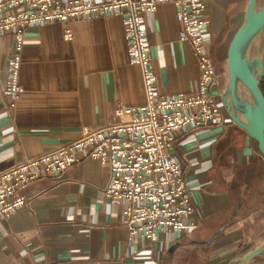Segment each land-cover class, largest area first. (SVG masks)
I'll list each match as a JSON object with an SVG mask.
<instances>
[{"label": "crops", "instance_id": "crops-1", "mask_svg": "<svg viewBox=\"0 0 264 264\" xmlns=\"http://www.w3.org/2000/svg\"><path fill=\"white\" fill-rule=\"evenodd\" d=\"M207 3L208 51L219 69L212 92L224 94L227 50L249 0ZM144 20L158 93L194 92L200 70L192 48L180 40L176 6L161 4ZM67 26L72 40H65ZM125 31L120 15L27 28L20 75L25 92L15 108L2 91L14 37L0 34V171L72 143L86 127L108 125L120 104L147 103ZM224 113L222 125L178 132L171 149L195 206L188 233L162 230L150 242L131 239L123 206L104 195L109 168L84 158L29 185L30 204L0 219V264H238L264 245V157L226 107Z\"/></svg>", "mask_w": 264, "mask_h": 264}, {"label": "built area", "instance_id": "built-area-1", "mask_svg": "<svg viewBox=\"0 0 264 264\" xmlns=\"http://www.w3.org/2000/svg\"><path fill=\"white\" fill-rule=\"evenodd\" d=\"M164 3L176 6L180 40L192 48L200 70L197 89L173 97L158 93L144 20L145 14L155 13ZM207 11V0H0V34L14 37L2 88L11 107L18 105L25 92L20 75L27 28L108 15L123 17L130 58L141 68L147 96L144 106L120 104L108 125L86 127L72 143L0 171V219L30 204L24 194L29 185L91 158L110 170L104 195L123 206L131 239L150 242L162 230H191L195 206L182 165L174 160L171 149L178 132L198 131L225 121L223 94L212 92L219 73L208 51ZM64 37L73 39L68 26Z\"/></svg>", "mask_w": 264, "mask_h": 264}, {"label": "water", "instance_id": "water-1", "mask_svg": "<svg viewBox=\"0 0 264 264\" xmlns=\"http://www.w3.org/2000/svg\"><path fill=\"white\" fill-rule=\"evenodd\" d=\"M264 32V6L258 9V0H249L243 25L232 37L227 50L229 84L223 102L233 122L258 143L264 157V62L250 59L253 42ZM244 94L248 97L245 99ZM264 254V245L238 260L244 264Z\"/></svg>", "mask_w": 264, "mask_h": 264}, {"label": "rangeland", "instance_id": "rangeland-1", "mask_svg": "<svg viewBox=\"0 0 264 264\" xmlns=\"http://www.w3.org/2000/svg\"><path fill=\"white\" fill-rule=\"evenodd\" d=\"M263 6H264V0H258V9L262 8ZM248 55L250 59L261 58L264 62V32L260 36H258V38L253 42V44L250 47ZM215 66L219 73V69L216 63H215ZM224 72L226 74L225 88L227 89L228 83H229V74L227 71V67L225 68ZM261 87L264 92V77L261 78ZM244 97L245 99H248V97L245 94H244ZM252 264H264V256L258 257Z\"/></svg>", "mask_w": 264, "mask_h": 264}]
</instances>
